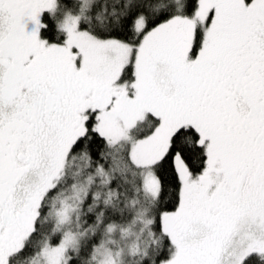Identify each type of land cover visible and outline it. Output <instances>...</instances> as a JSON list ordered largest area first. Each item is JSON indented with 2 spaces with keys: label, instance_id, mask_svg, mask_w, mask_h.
Instances as JSON below:
<instances>
[{
  "label": "snow or ice",
  "instance_id": "snow-or-ice-1",
  "mask_svg": "<svg viewBox=\"0 0 264 264\" xmlns=\"http://www.w3.org/2000/svg\"><path fill=\"white\" fill-rule=\"evenodd\" d=\"M0 264H264V0H0Z\"/></svg>",
  "mask_w": 264,
  "mask_h": 264
}]
</instances>
